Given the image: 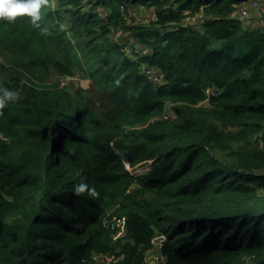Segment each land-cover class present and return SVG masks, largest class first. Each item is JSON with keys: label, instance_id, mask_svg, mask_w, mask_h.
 Returning <instances> with one entry per match:
<instances>
[{"label": "trees", "instance_id": "16d2710c", "mask_svg": "<svg viewBox=\"0 0 264 264\" xmlns=\"http://www.w3.org/2000/svg\"><path fill=\"white\" fill-rule=\"evenodd\" d=\"M54 1L50 35L0 20V45L26 48L0 77L19 93L0 115V264H143L158 234L162 264H264V30L234 16L241 0ZM120 5L156 20L127 25ZM72 67L113 111L46 83ZM167 101L174 116L147 122Z\"/></svg>", "mask_w": 264, "mask_h": 264}, {"label": "rangeland", "instance_id": "374dc122", "mask_svg": "<svg viewBox=\"0 0 264 264\" xmlns=\"http://www.w3.org/2000/svg\"><path fill=\"white\" fill-rule=\"evenodd\" d=\"M55 1L52 0L51 5H54ZM127 7V6H126ZM127 11L122 13V16L125 17L127 25L135 24V23H146L156 20V16L153 10V7L150 6H139L132 5L126 8ZM234 15L237 13L236 11L233 13ZM155 16V19L153 17ZM189 18L182 19V23L192 22L194 25L195 22H198V15L195 16H188ZM238 17V16H237ZM196 18V19H195ZM160 28V27H159ZM161 29V28H160ZM112 39L121 42L125 44V49L129 52V56L131 58H137L136 52L134 51L132 47V37L130 33H122V30H115ZM11 48L7 49L3 45H0V77L1 75H6L5 73L9 71V69L14 70L12 73H17L19 70H15V60L13 58V52L11 49H14L15 53H23V51H26V48L24 47V44H20L18 42L12 43L10 46ZM136 47V46H135ZM145 53V51H143ZM41 57L43 55H40ZM141 70L147 75V77L151 80H153L156 83H163L162 81V75L161 73L151 65H148L146 63L140 64ZM17 75V74H16ZM17 78H19L20 82L24 81L23 74L19 75ZM46 83L49 85H55L59 88H63L66 91H68L71 94L77 93L78 91L82 94L84 97L86 103L88 106H90L93 110L100 112V111H113V106L109 105V102L107 101V97L110 93V88L106 86H98L94 84L86 75L85 73L78 67H72V73L71 74H59L58 72L52 70L49 73V77L46 80ZM20 86L22 83L19 84ZM20 88V87H19ZM207 93H211L214 90L206 89ZM207 101L204 100L200 102L199 104L206 103ZM175 103L171 101H167L165 103L164 109L160 116H152L148 119L147 122L153 121L155 119L161 118H171L174 116V110L173 106ZM143 123L140 124H134L133 128H141L144 125ZM146 124V123H145ZM7 136L3 135L0 132V139L6 140ZM127 166V164H126ZM145 169L144 165L141 163H137L134 167L130 168L129 171L132 173V175H137L141 173ZM81 176V172L79 173L78 177ZM119 236L118 233L114 235V238L117 239ZM156 244V243H155ZM159 246L153 245V247L147 252V256L149 255H156L158 253ZM154 257V256H152ZM94 260L96 263L99 264H109V258H105L104 255L95 254Z\"/></svg>", "mask_w": 264, "mask_h": 264}, {"label": "clouds", "instance_id": "9594fccd", "mask_svg": "<svg viewBox=\"0 0 264 264\" xmlns=\"http://www.w3.org/2000/svg\"><path fill=\"white\" fill-rule=\"evenodd\" d=\"M48 4L49 0H0V20L15 24L18 18L27 17L33 27L38 29L42 35L47 36L51 34V30L42 23V9ZM18 97V91L0 86V115L3 114L8 104L16 101Z\"/></svg>", "mask_w": 264, "mask_h": 264}, {"label": "built area", "instance_id": "2783aa9c", "mask_svg": "<svg viewBox=\"0 0 264 264\" xmlns=\"http://www.w3.org/2000/svg\"><path fill=\"white\" fill-rule=\"evenodd\" d=\"M235 7H236L235 11L239 19H241L244 22L245 21L249 22L254 18V21H256L257 26L262 30H264V0H241L238 4H236ZM126 8H127L126 5H120L119 7L122 13L127 11ZM251 9L255 11L256 16L254 17L251 16ZM153 19H155V16L153 17ZM116 233H118L119 236L121 237L124 233V228L122 226H119ZM163 240H164V236L162 234H158L155 236V238L152 240V243L153 245L159 246L158 253L156 255H149V256H147L146 254L143 264H162L165 262V257L160 253V248L162 246ZM104 256L105 258H109L110 260L109 264H112V262L115 261L111 255L109 256L104 255Z\"/></svg>", "mask_w": 264, "mask_h": 264}, {"label": "crops", "instance_id": "0c3cea01", "mask_svg": "<svg viewBox=\"0 0 264 264\" xmlns=\"http://www.w3.org/2000/svg\"><path fill=\"white\" fill-rule=\"evenodd\" d=\"M234 16H236V14L234 15ZM251 16L252 17H254V16H256V13H255V11H253L252 9H251ZM237 17V16H236ZM125 18V17H124ZM189 17H187V19H188ZM196 19V18H195ZM197 20H199V18L197 19ZM253 21V22H252ZM188 24H192V22H187ZM196 23V22H195ZM243 25L245 26V27H248V26H252V27H258L257 26V24H256V21H254V18H253V20H250L249 22H244L243 21Z\"/></svg>", "mask_w": 264, "mask_h": 264}]
</instances>
